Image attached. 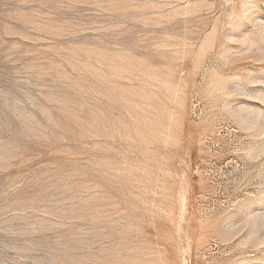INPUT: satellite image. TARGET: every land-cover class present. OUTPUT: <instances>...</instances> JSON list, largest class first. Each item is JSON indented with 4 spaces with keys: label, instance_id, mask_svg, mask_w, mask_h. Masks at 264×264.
Returning a JSON list of instances; mask_svg holds the SVG:
<instances>
[{
    "label": "rangeland",
    "instance_id": "rangeland-1",
    "mask_svg": "<svg viewBox=\"0 0 264 264\" xmlns=\"http://www.w3.org/2000/svg\"><path fill=\"white\" fill-rule=\"evenodd\" d=\"M0 264H264V0H0Z\"/></svg>",
    "mask_w": 264,
    "mask_h": 264
}]
</instances>
